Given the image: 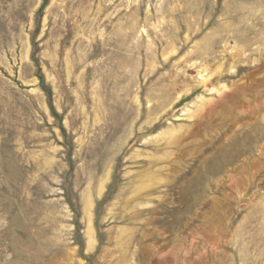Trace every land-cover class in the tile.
<instances>
[{"label": "rangeland", "instance_id": "obj_1", "mask_svg": "<svg viewBox=\"0 0 264 264\" xmlns=\"http://www.w3.org/2000/svg\"><path fill=\"white\" fill-rule=\"evenodd\" d=\"M0 264H264V0H0Z\"/></svg>", "mask_w": 264, "mask_h": 264}]
</instances>
